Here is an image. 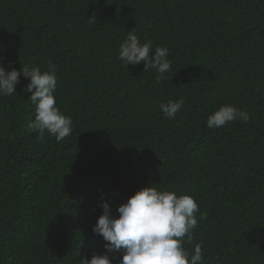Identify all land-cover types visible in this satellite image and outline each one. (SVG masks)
Listing matches in <instances>:
<instances>
[{
  "label": "trees",
  "instance_id": "1",
  "mask_svg": "<svg viewBox=\"0 0 264 264\" xmlns=\"http://www.w3.org/2000/svg\"><path fill=\"white\" fill-rule=\"evenodd\" d=\"M130 30L169 50L159 83L117 58ZM0 64H51L72 121L41 139L22 75L0 97V264H120L91 229L102 203L118 215L147 186L194 198L182 246L200 244L202 264H264V0H0ZM180 99L166 118L159 105ZM226 105L249 121L209 129Z\"/></svg>",
  "mask_w": 264,
  "mask_h": 264
},
{
  "label": "clouds",
  "instance_id": "2",
  "mask_svg": "<svg viewBox=\"0 0 264 264\" xmlns=\"http://www.w3.org/2000/svg\"><path fill=\"white\" fill-rule=\"evenodd\" d=\"M90 24L97 23L95 16L88 18ZM152 41L141 44L134 30L127 32L121 42L118 59L127 65L143 64V71L154 69L155 81L159 83L170 70L169 50L156 47ZM42 72L39 67L24 66L5 72L0 64V97L11 96L19 77L28 79L24 90L31 93L29 99L35 106V119L30 128L43 139L45 132L59 142L72 132V121L64 116L56 106L54 92L57 82L55 70ZM184 105V100L168 101L159 105L168 119H175ZM249 114L231 105L221 106L208 116L206 126L218 129L239 119L249 121ZM99 215L91 231L102 237L108 253H122L120 264H202V246L196 244L192 253L183 248V239L193 238L197 226L196 213L199 210L194 198L177 196L174 192L158 191L154 187H144L136 191L126 202L116 208L118 215L111 214L109 203L100 205ZM79 264H111L107 254H93L91 259L80 257Z\"/></svg>",
  "mask_w": 264,
  "mask_h": 264
}]
</instances>
